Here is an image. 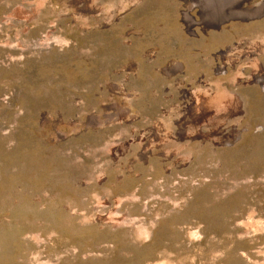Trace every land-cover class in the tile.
I'll list each match as a JSON object with an SVG mask.
<instances>
[{"label":"rangeland","instance_id":"1","mask_svg":"<svg viewBox=\"0 0 264 264\" xmlns=\"http://www.w3.org/2000/svg\"><path fill=\"white\" fill-rule=\"evenodd\" d=\"M0 264H264V0H0Z\"/></svg>","mask_w":264,"mask_h":264}]
</instances>
